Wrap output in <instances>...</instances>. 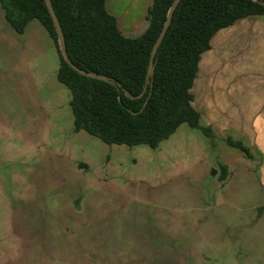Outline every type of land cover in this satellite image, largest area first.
Masks as SVG:
<instances>
[{"label": "rangeland", "instance_id": "374dc122", "mask_svg": "<svg viewBox=\"0 0 264 264\" xmlns=\"http://www.w3.org/2000/svg\"><path fill=\"white\" fill-rule=\"evenodd\" d=\"M148 1L124 0L121 20L143 16ZM57 61L44 66V109L0 94V264H136L146 250L171 251L183 264H217L215 248L235 247L242 223L223 215L208 223L218 215L211 209L198 228L190 202L200 187L211 205L200 167L226 148L227 137L248 149L243 158L264 185V22L236 21L201 55L192 105L213 146L186 124L156 149L74 132L69 91L54 76ZM243 198L231 204L245 215L255 198Z\"/></svg>", "mask_w": 264, "mask_h": 264}, {"label": "trees", "instance_id": "16d2710c", "mask_svg": "<svg viewBox=\"0 0 264 264\" xmlns=\"http://www.w3.org/2000/svg\"><path fill=\"white\" fill-rule=\"evenodd\" d=\"M172 1L152 0L146 29L129 38L106 11V0H50L71 63L109 77L128 96L117 85L81 76L65 63L44 0H0V5L17 32L36 19L53 42L59 58L56 77L70 94L74 132L84 131L108 145L156 149L181 124L213 137L192 105L200 56L219 30L244 18L264 16V0H180L154 56L151 85L137 98L145 85L152 45ZM225 143L248 158L249 151L240 141L227 137ZM225 177L226 169L220 167L218 181Z\"/></svg>", "mask_w": 264, "mask_h": 264}, {"label": "crops", "instance_id": "0c3cea01", "mask_svg": "<svg viewBox=\"0 0 264 264\" xmlns=\"http://www.w3.org/2000/svg\"><path fill=\"white\" fill-rule=\"evenodd\" d=\"M151 4L152 0H149L145 14L134 20H121V17L126 16L128 13L124 0H106L105 8L116 19L117 28L121 34L125 37L133 38L146 29V13ZM254 17L264 22L259 16ZM54 58L56 61L58 60L56 66L53 67V70H55L54 76L57 80L58 54L43 26L36 19H32L26 25L24 31L19 33L11 27L5 17V11L0 5V94H15L24 97L27 102L41 103L39 88L42 85L44 66ZM43 107L42 103L38 106L40 109H44ZM200 124L202 125L201 116ZM207 139L213 146L214 137ZM227 146L226 148L225 145L221 146L220 152L213 150L212 156L204 160L200 167L202 171L200 175L209 185L211 205L205 203L208 199H204V192L199 187L198 192L195 194L196 200L194 199V202H190L194 203V207L197 209L195 211L197 215L193 217L192 221L199 228V224L204 221L203 215L207 216L206 212L215 209L218 215L212 214L208 218V223L219 224V215H223L224 219L222 220H227L228 224L242 223V232L239 233L238 230L236 235V240L241 241L240 243L236 241L235 247L227 243H219V246L222 247L215 248L217 250L212 253V256L216 252L217 264H264V185L262 180L260 179L259 181V177L247 167L249 163L245 161L243 154L237 149ZM220 167L226 169V177L222 181H218ZM216 168L219 173H216ZM249 193H252L255 199L251 203L252 206L249 205V212H244V215L232 206V204L234 205L232 200L241 199L243 201L244 195L248 199ZM249 203L250 201L246 205ZM243 204L242 202L240 203V205ZM202 212L205 213L202 214ZM213 230L218 238L221 228L217 226L213 227ZM206 233L208 232L206 231ZM223 245L227 246L225 247L227 250H222L224 249ZM170 252L146 250L144 253L142 252V258L136 264H170L171 262L183 264V260L180 257H176L173 252ZM188 253L190 255L192 252ZM197 264H201L200 260H197Z\"/></svg>", "mask_w": 264, "mask_h": 264}, {"label": "water", "instance_id": "95a60500", "mask_svg": "<svg viewBox=\"0 0 264 264\" xmlns=\"http://www.w3.org/2000/svg\"><path fill=\"white\" fill-rule=\"evenodd\" d=\"M179 1L180 0H173L171 2V4H170L168 10H167V13H166V16H165V20L163 22L161 30H160L156 40L154 41V43L152 45V48H151V51H150V56H149V61H148V66H147V72H146V77H145V85H144L143 90L141 91V93L137 96V98L141 97L144 94V92L146 90V86H147L148 83L151 85V79H152L153 71H154V56L156 54V51H157L159 45L162 42L164 34H165L169 24H170L173 11L175 10V8L178 5ZM44 4H45L47 12H48V14H49V16H50V18L52 20V24H53V27L55 29V33H56V36H57V42H58L59 50L61 52L62 58L65 61V63L69 67H71L75 72H77L79 75H81V76L117 85L128 96V94L125 91V89L120 84L116 83L114 80L110 79L109 77H107L105 75H101V74H96L94 72L84 71L82 69H79L78 67H76L75 65H73L71 63V61L69 60V58H68V56L66 54L63 32H62L61 26H60V24H59V22L57 20V17H56V15L54 13V10L52 8L50 0H44Z\"/></svg>", "mask_w": 264, "mask_h": 264}]
</instances>
